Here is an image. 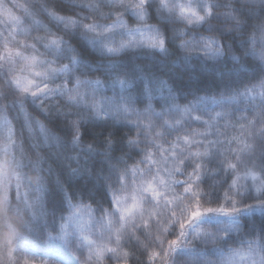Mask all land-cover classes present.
<instances>
[{"label":"clouds","instance_id":"1","mask_svg":"<svg viewBox=\"0 0 264 264\" xmlns=\"http://www.w3.org/2000/svg\"><path fill=\"white\" fill-rule=\"evenodd\" d=\"M179 2H190L201 13L211 6L213 14L205 22L188 25L158 11L159 0H151L148 23L164 38V51L129 47L119 55L109 54L105 45H118L127 36L121 30L103 29L117 16L131 29L137 23L130 9H112L108 0H97L104 15L91 11L84 0H32L40 25L29 21L31 31L15 39L8 35L7 26L0 28V264H95L93 245L84 236L94 241L107 238L109 218L119 226L114 198L132 192L142 179L155 175L157 168L163 172L165 164L156 140L169 145L183 131L174 132L164 123L174 114L159 94L151 97L154 113L149 124L146 84L166 81L177 102L191 109V116L199 111L201 97H220L264 78V62L252 51L264 47V0ZM42 5L58 6L62 14L78 21L77 27L66 29ZM84 24H96L97 31H89ZM52 36L60 40L59 48L48 45ZM208 39L222 54L207 53L203 42ZM186 41L198 46L189 52ZM6 45L19 49L21 55L10 58ZM32 55L38 61L29 67L23 57ZM16 77L34 81L32 91L38 94L22 92ZM121 80L131 87L121 88ZM245 106L242 103L230 110L238 112ZM199 114L207 118L206 112ZM184 123L191 127L196 122L189 119ZM149 153L157 165L148 162ZM180 158L184 161L181 171L173 175L175 194L182 199L171 205L161 200L157 205L144 196L148 227L138 218L122 236L130 264H148L149 248L162 254L155 264H222L231 248L264 236V209L254 207L231 217L206 214L184 230L179 247L170 250L165 260L167 240L179 236V220L185 217L183 204L193 200L184 194L179 181H187L196 161L182 153L177 160L169 159L168 166L174 168ZM213 168L217 169L214 175ZM230 177L217 158L205 161L199 181L203 206H218L225 190L236 195L241 207L264 200V193L257 195L251 184L247 190L233 193ZM77 206L91 211V227L83 233L69 220L76 215ZM156 208L158 215L147 214ZM233 222H239L241 230L225 236L224 226ZM65 224L67 235L61 231ZM196 228L214 234L215 239L196 237ZM49 245H55V254L48 253ZM121 259L109 257L106 264H120Z\"/></svg>","mask_w":264,"mask_h":264},{"label":"snow or ice","instance_id":"2","mask_svg":"<svg viewBox=\"0 0 264 264\" xmlns=\"http://www.w3.org/2000/svg\"><path fill=\"white\" fill-rule=\"evenodd\" d=\"M74 2H81V0H74ZM84 2L91 11L104 15L97 4V0H84ZM42 6L49 16L63 24L66 29L77 27L78 21L72 15L62 14L58 10V6ZM108 7L130 9L137 23V27L131 29L127 21L121 16H117L110 26L103 29L106 32L121 30L127 36V39H121L118 45H105L109 54L119 55L129 47L165 50V40L161 33L154 25L148 23L153 7L151 0H108ZM157 10L161 13H167L169 17L175 16L188 25L205 22L206 16L213 14L211 6H208L205 12L201 13L190 2L184 3L179 2V0H159ZM29 21L31 25H40L32 0H0V28L7 26L8 35L12 36L13 39L18 35L26 36L31 31ZM83 26L91 32H96L98 27L96 24H84ZM23 42L22 40L21 43ZM48 45L59 48L61 42L52 36L48 40ZM197 46L195 41L185 42V47L189 52ZM203 48L212 56L222 54L220 49L214 47V41L211 39L203 42ZM5 51L10 58L13 55H21L19 49L7 47V45ZM252 51L261 62H264V47L259 49L253 47ZM23 59L29 67L36 65L38 61V57L35 55L24 56ZM233 59L237 60L238 58L233 57ZM35 74L40 75L39 72ZM14 79L22 92H30L33 96L38 94L36 91H32L34 81L31 79L27 77ZM96 83L98 84L99 81ZM119 83L121 88L131 87L130 82L121 80ZM145 92L150 101L146 108L149 124H151L154 113L151 97L154 94H159L167 101L171 112L174 114L173 119H165L164 123L174 132L180 128H183V131L178 132L169 145L160 139L156 140L157 148L165 164L163 172L157 168L155 175L142 179L139 186L134 188L132 192L114 198L119 213V226L115 227L112 219L109 218L105 225L110 232L107 238L94 241L89 239L87 235L84 236L85 241L93 245L92 254L95 258V264H106L109 257H121L120 264H130L128 259L130 252L124 247L122 236L128 228L135 225L138 218L144 221V227H148L149 222L145 219V195L150 196L157 205L160 204L161 200L166 205H171L178 199H182L175 194L174 186L177 180L173 172L181 171L180 166L184 163L183 158L177 161L174 168L168 166L169 159L177 160V157L182 153H187L196 161L194 170L188 173L187 181H179L184 185V194L191 195L193 200L191 203L185 202L183 204L185 217L179 220V236L167 240V247L163 252L165 260H167L170 250L179 247L181 239L185 236L184 230L204 215L221 214L231 217L243 211L250 212L254 207L264 209V200L241 207L236 195L230 194L228 190L223 192V200L218 206H203L200 198L202 190L199 187L205 161L217 158L224 173L231 174L229 188L232 189L233 193H238L241 189L247 190L249 184L257 195L264 193V78L250 83L242 90L232 91L220 97H201L197 101L199 111L191 116V109L187 105H181L177 102L175 94L166 81L152 80L146 84ZM242 103L246 105L242 110L238 112L230 110V107ZM124 110L127 111L126 108ZM199 112H206L207 118L202 117ZM155 115L159 116V113H155ZM189 119L196 122L194 126H185L184 122ZM157 135L162 136L163 133H157ZM146 159L150 164L157 165L152 153H149ZM211 172L214 175L217 169L213 168ZM158 212L159 209L156 208L148 210L147 214L154 217L158 215ZM175 215L173 212L174 219ZM69 220L73 227L83 233L86 228L91 227V211L85 210L83 206H77L76 215L70 217ZM224 228L225 236L227 232H239L241 230L239 222L230 223ZM67 229L68 224L61 226L64 235H67ZM164 231L167 232L168 228L165 227ZM202 235L205 238L215 239L214 234L202 228H196L195 236L200 237ZM157 240H160L159 236H157ZM55 252V245H49L48 253L55 254ZM161 256L162 254L158 249L149 248L147 250L148 264H155L157 260L161 259ZM26 264H28L27 261ZM222 264H264V236H254L248 239L245 244L231 248L223 255Z\"/></svg>","mask_w":264,"mask_h":264}]
</instances>
